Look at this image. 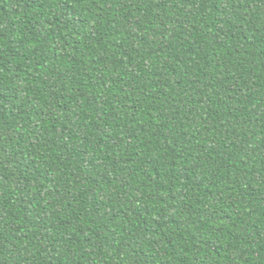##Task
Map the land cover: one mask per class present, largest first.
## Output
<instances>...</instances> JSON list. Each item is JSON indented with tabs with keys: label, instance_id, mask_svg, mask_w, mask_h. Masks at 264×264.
I'll use <instances>...</instances> for the list:
<instances>
[{
	"label": "trees",
	"instance_id": "obj_1",
	"mask_svg": "<svg viewBox=\"0 0 264 264\" xmlns=\"http://www.w3.org/2000/svg\"><path fill=\"white\" fill-rule=\"evenodd\" d=\"M0 264H264V0H0Z\"/></svg>",
	"mask_w": 264,
	"mask_h": 264
}]
</instances>
